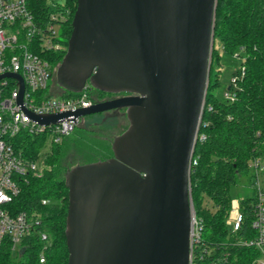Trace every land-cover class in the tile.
I'll use <instances>...</instances> for the list:
<instances>
[{"label": "water", "instance_id": "water-1", "mask_svg": "<svg viewBox=\"0 0 264 264\" xmlns=\"http://www.w3.org/2000/svg\"><path fill=\"white\" fill-rule=\"evenodd\" d=\"M85 6L104 51L79 42ZM218 0H78L58 83L128 93L73 112L38 115L41 124L126 109L129 127L113 140L114 156L69 170V264H190L194 204L191 162L206 105ZM94 40L90 42V45ZM94 56L99 60L87 72ZM19 80L18 102L25 93ZM83 81V82H81ZM76 207V187L87 170ZM79 210V211H78Z\"/></svg>", "mask_w": 264, "mask_h": 264}, {"label": "trees", "instance_id": "trees-1", "mask_svg": "<svg viewBox=\"0 0 264 264\" xmlns=\"http://www.w3.org/2000/svg\"><path fill=\"white\" fill-rule=\"evenodd\" d=\"M27 2L39 22H47L55 11L47 0ZM61 7L64 13L67 12L61 31L68 47L78 0H67ZM240 51L244 58L231 77H236V82L231 80L224 89V92H234L235 97L227 99L224 94L220 97L216 88L220 85L222 53L233 56L241 55ZM66 53L67 48L51 54L54 68L60 66ZM92 88L95 101L112 94ZM64 91L60 94L62 97L79 94L65 88ZM46 93L54 94L52 89ZM94 133L79 125L46 154L43 172L30 175L23 183L15 210L41 214L49 238L44 241L37 235L30 236L18 251H13L10 246L3 247L0 264H69L67 173L78 165L114 156L113 140ZM13 144L28 157L36 159L45 147L46 136L23 132L15 136ZM256 156L264 157V0H218L210 81L194 153L197 164H193L191 170L192 200L196 216L203 225L199 247L204 254L201 264L213 261L215 264H254L260 257L257 248L235 243L236 235L227 222L232 210V188L238 184L241 175H249L250 162ZM43 199L48 203L43 204ZM254 199L253 191L239 201L246 215L244 229L251 221ZM41 255L45 257L44 262L40 261Z\"/></svg>", "mask_w": 264, "mask_h": 264}, {"label": "built area", "instance_id": "built-area-1", "mask_svg": "<svg viewBox=\"0 0 264 264\" xmlns=\"http://www.w3.org/2000/svg\"><path fill=\"white\" fill-rule=\"evenodd\" d=\"M54 10L43 23L29 10L27 0H0V76L17 73L25 83L23 102L20 104L19 80L13 77L0 79V249L10 246L13 251H18L24 246L25 239L33 235L44 241L49 238L41 214L15 210V201L23 183L30 175H40L44 170L38 165L40 156L30 158L13 144L15 136L24 132L46 136V143L59 144L76 130L83 119L64 118L57 123L41 124L26 109L38 115H49L73 112L97 102L92 98L93 88L89 83L78 95L70 97L46 93L52 87L50 80L54 79L56 72L51 54L67 48L61 31L67 12L64 13L61 5ZM231 80L235 83L236 77ZM224 96L233 99L235 93L225 91ZM193 164H197L194 156L191 170ZM249 167L255 195L251 221L244 229L246 215L238 204L237 209L232 208L230 212L228 225L236 235V244L254 247L261 252L254 264H264V157H254ZM42 202L47 204L48 200L43 199ZM202 231L203 225L193 209L190 264H201L204 258L203 251L199 249ZM40 261H45L44 255H41Z\"/></svg>", "mask_w": 264, "mask_h": 264}, {"label": "rangeland", "instance_id": "rangeland-1", "mask_svg": "<svg viewBox=\"0 0 264 264\" xmlns=\"http://www.w3.org/2000/svg\"><path fill=\"white\" fill-rule=\"evenodd\" d=\"M67 0H47V4L52 8H57L60 5L66 4ZM82 16L80 17V20L82 21L81 27L82 29L79 30V42L82 44V49L85 50L86 53H89L91 49H96V51L103 52V44L100 42L98 37V32L96 29L93 28V24L91 25L90 22V16L88 15V12L84 5H82L81 10ZM58 29V26H57ZM66 38L62 36V40H65ZM92 44L90 45L91 41ZM218 46V43H217ZM241 55H228L225 53H222V65H220L222 72L220 73L219 79H220V85L216 88L217 94L222 97L224 89L228 86V84L231 81L232 73L235 71L241 64L244 53L240 51ZM99 60V56H94L91 63L87 65V72L92 71L93 64L95 61ZM212 66V64H211ZM57 71L58 68H56V72L54 74V79L52 78L50 80V85L52 86V92L56 95V97H60V94H63L64 87H62L58 83L57 78ZM83 82V81H81ZM87 84H91V80L88 79ZM92 85V84H91ZM107 96V95H106ZM104 96V97H106ZM80 127L88 128L89 131L96 132L98 134H101L106 137H108L110 140H114V138L118 135H121L128 127H129V120L127 119L126 113L123 114L122 119H117L113 115H107L106 114H93V115H87L83 117L82 122L80 124ZM94 133V135H96ZM67 139L66 137L64 140ZM63 142V141H62ZM61 142V143H62ZM52 143L47 141L45 144V147L41 151V156L38 159V165L42 168L44 167V161L45 156L47 153H50L53 149ZM102 170L99 168H91L87 170L85 177L76 187V207L75 209H81V206L84 203V194L83 191L85 190V186L83 184L84 181L88 184V182L93 181L95 176H98ZM252 170L250 169L249 175H241L238 179V184L233 186L232 188V208L237 209L239 201L241 198L249 196L253 192V187L251 185V176ZM211 207V205H210ZM78 210V211H79ZM229 219V217H228ZM228 222V220H227Z\"/></svg>", "mask_w": 264, "mask_h": 264}, {"label": "flooded vegetation", "instance_id": "flooded-vegetation-1", "mask_svg": "<svg viewBox=\"0 0 264 264\" xmlns=\"http://www.w3.org/2000/svg\"><path fill=\"white\" fill-rule=\"evenodd\" d=\"M67 50H68V47H67ZM128 93H118V94H108L106 97L103 98V100L101 101H104V100H110V99H113V98H116V97H120V96H124V95H127ZM98 102V101H97ZM126 113V109H121V110H109V111H106V112H103L102 114H106L107 115H113L115 118L117 119H122L123 117V114ZM126 116H127V113H126ZM128 119V117H127ZM129 120V119H128ZM129 125H130V122H129Z\"/></svg>", "mask_w": 264, "mask_h": 264}]
</instances>
